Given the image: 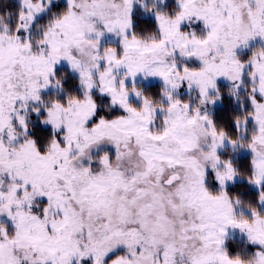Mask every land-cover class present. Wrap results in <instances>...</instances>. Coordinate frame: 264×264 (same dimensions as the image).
I'll list each match as a JSON object with an SVG mask.
<instances>
[{"label":"snow or ice","instance_id":"6c2138e0","mask_svg":"<svg viewBox=\"0 0 264 264\" xmlns=\"http://www.w3.org/2000/svg\"><path fill=\"white\" fill-rule=\"evenodd\" d=\"M11 5L0 264H264V0Z\"/></svg>","mask_w":264,"mask_h":264},{"label":"trees","instance_id":"16d2710c","mask_svg":"<svg viewBox=\"0 0 264 264\" xmlns=\"http://www.w3.org/2000/svg\"><path fill=\"white\" fill-rule=\"evenodd\" d=\"M9 6H12L11 5V0H0V10H2L4 7H9ZM146 25H144L143 23H141L139 25V29L138 30H141V35H149L151 34V30H147V31H144ZM225 96V95H224ZM225 98L227 100H231V97L230 96H225ZM227 104H221L219 106L216 107L217 109V113L218 114H221V118L218 120V124L219 125H226L227 123V120L231 118V116L235 115V111L232 110V109H229V110H226L224 111L226 108H227ZM234 107V105H233Z\"/></svg>","mask_w":264,"mask_h":264},{"label":"rangeland","instance_id":"374dc122","mask_svg":"<svg viewBox=\"0 0 264 264\" xmlns=\"http://www.w3.org/2000/svg\"><path fill=\"white\" fill-rule=\"evenodd\" d=\"M108 42L116 43V40H115L112 36H107V37L105 38V43H108ZM224 83L226 84L227 82L225 81ZM223 93H224L225 96H229V95H228V89H227V88H224V89H223ZM219 105H221V104H218L217 106H219ZM217 106H216V107H217Z\"/></svg>","mask_w":264,"mask_h":264}]
</instances>
